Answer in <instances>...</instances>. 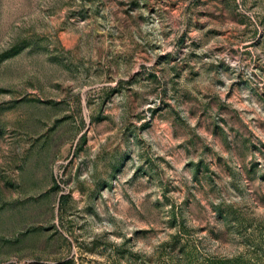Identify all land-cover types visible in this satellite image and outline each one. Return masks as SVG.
<instances>
[{
  "label": "rangeland",
  "instance_id": "rangeland-1",
  "mask_svg": "<svg viewBox=\"0 0 264 264\" xmlns=\"http://www.w3.org/2000/svg\"><path fill=\"white\" fill-rule=\"evenodd\" d=\"M0 264H264V0H0Z\"/></svg>",
  "mask_w": 264,
  "mask_h": 264
}]
</instances>
